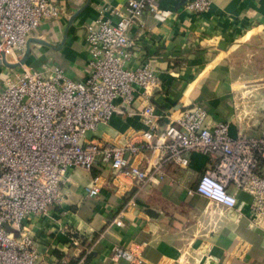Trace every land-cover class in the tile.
<instances>
[{
	"label": "crops",
	"instance_id": "crops-1",
	"mask_svg": "<svg viewBox=\"0 0 264 264\" xmlns=\"http://www.w3.org/2000/svg\"><path fill=\"white\" fill-rule=\"evenodd\" d=\"M190 1L158 0L172 12L167 21L157 23L144 15L129 27L128 66L148 67L157 76L158 85L149 94L158 115L176 116L183 106L200 105L208 113L206 122H227L231 136L258 135L264 127V91L255 102L246 96L248 89H240L253 85L252 79H264V0H210L209 10L200 15L185 10ZM126 3L64 0L63 17L43 20L31 36L50 47L32 44L25 67L54 65L70 79L81 80L89 60L85 27L100 17L114 18L112 11ZM242 96L250 105L240 109ZM118 106L126 113L116 112L99 124L97 139L147 143L141 136L147 127L137 113L141 98L127 108ZM164 122L158 121L153 147L128 155V163L147 172L142 185L115 178L109 167L67 172L62 202L46 215L24 221L37 253L34 264H127L112 258L116 246L141 253L144 264H264V219L252 222L251 195L228 186L237 198L233 209L198 195L197 182L210 164L202 153H191L185 168L160 165ZM94 178L99 190L88 196ZM121 211L122 226L112 225L104 233Z\"/></svg>",
	"mask_w": 264,
	"mask_h": 264
},
{
	"label": "built area",
	"instance_id": "built-area-1",
	"mask_svg": "<svg viewBox=\"0 0 264 264\" xmlns=\"http://www.w3.org/2000/svg\"><path fill=\"white\" fill-rule=\"evenodd\" d=\"M64 0H0V59L17 61L26 41L43 20L60 19ZM210 0H191L185 10L193 15L208 11ZM114 18L100 17L85 27L88 67L81 80L67 77L58 66L8 70L0 68V264H34L33 238L24 221L31 215H46L62 202V186L70 169L91 171L109 167L115 178L123 176L139 185L149 177L128 163V155L153 147L158 121L166 141L160 146V165L185 168L193 152L208 156L195 192L213 203L233 209L236 191L251 195V220L264 219V127L258 135L229 134V124L207 123L200 105L183 106L176 116L158 115L149 91L158 78L148 67L128 66V29L144 15L157 23L172 12L158 0H127ZM143 103L137 113L146 125L141 136L147 143H111L97 139L99 124H106L136 97ZM159 132V133H160ZM98 178L86 188L98 193ZM133 206L132 201L129 202ZM122 211L108 225L122 226ZM9 229V231L7 230ZM112 258L127 264H144L141 253L114 247Z\"/></svg>",
	"mask_w": 264,
	"mask_h": 264
},
{
	"label": "water",
	"instance_id": "water-1",
	"mask_svg": "<svg viewBox=\"0 0 264 264\" xmlns=\"http://www.w3.org/2000/svg\"><path fill=\"white\" fill-rule=\"evenodd\" d=\"M76 17V14L73 15L72 17H70L69 21H68V25H67V28H66V32L69 28V26L71 25L72 21L74 20V18ZM32 44H39V45H44V46H48L50 47V44L43 40V39H40V38H37V37H29L26 41V44H25V49L21 55V57L15 62H8L6 59H5V55L4 53H1V59H0V68H5V69H8V70H15V69H19V68H22L23 66L26 65L28 59H29V56H30V46ZM7 230L9 231V229L7 228Z\"/></svg>",
	"mask_w": 264,
	"mask_h": 264
},
{
	"label": "rangeland",
	"instance_id": "rangeland-1",
	"mask_svg": "<svg viewBox=\"0 0 264 264\" xmlns=\"http://www.w3.org/2000/svg\"><path fill=\"white\" fill-rule=\"evenodd\" d=\"M13 63H15L16 61H12ZM254 80V84L249 86V87H242L240 89V92H243L245 89H248L249 92L246 93V96H248V98H250L251 100L253 99L255 102H259L260 98L259 95L264 91V79H261V80H255V79H252ZM251 80V81H252ZM252 82V83H253ZM263 84V85H262ZM241 95V94H240ZM246 96H242L240 97L239 99V104H240V109H242V107L245 105V104H248L250 105V101L247 99ZM262 126H264V120L262 121Z\"/></svg>",
	"mask_w": 264,
	"mask_h": 264
}]
</instances>
